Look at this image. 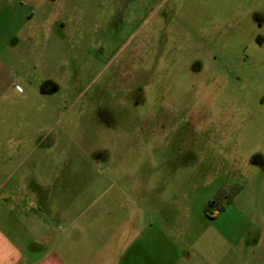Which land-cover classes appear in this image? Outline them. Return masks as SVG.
Masks as SVG:
<instances>
[{
  "label": "rangeland",
  "instance_id": "obj_1",
  "mask_svg": "<svg viewBox=\"0 0 264 264\" xmlns=\"http://www.w3.org/2000/svg\"><path fill=\"white\" fill-rule=\"evenodd\" d=\"M30 31L0 127L43 207L144 209L199 255L264 257V0H0V35Z\"/></svg>",
  "mask_w": 264,
  "mask_h": 264
},
{
  "label": "crops",
  "instance_id": "obj_2",
  "mask_svg": "<svg viewBox=\"0 0 264 264\" xmlns=\"http://www.w3.org/2000/svg\"><path fill=\"white\" fill-rule=\"evenodd\" d=\"M34 37L33 31L0 35V110L10 92L21 90V76L4 54L8 46L14 50ZM6 131L0 127V264H230V259L199 255L191 242L175 240L144 209L143 214L135 208L120 215L112 208L43 207L50 195L40 183L49 180L24 173L17 135ZM8 136L14 145L6 143ZM7 153H13L10 160ZM242 264H264V257L243 258Z\"/></svg>",
  "mask_w": 264,
  "mask_h": 264
},
{
  "label": "trees",
  "instance_id": "obj_3",
  "mask_svg": "<svg viewBox=\"0 0 264 264\" xmlns=\"http://www.w3.org/2000/svg\"><path fill=\"white\" fill-rule=\"evenodd\" d=\"M228 186L227 185H223L219 191L217 192V194L213 197V199H211L204 207V212L211 216L210 211H213L214 209H220V203L222 202V200L225 198L226 191H227ZM238 190V189H237ZM237 190H235L234 192H237ZM211 217H214L213 215Z\"/></svg>",
  "mask_w": 264,
  "mask_h": 264
}]
</instances>
